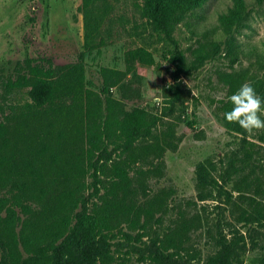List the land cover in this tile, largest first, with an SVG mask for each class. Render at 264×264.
Instances as JSON below:
<instances>
[{
    "label": "rangeland",
    "instance_id": "rangeland-1",
    "mask_svg": "<svg viewBox=\"0 0 264 264\" xmlns=\"http://www.w3.org/2000/svg\"><path fill=\"white\" fill-rule=\"evenodd\" d=\"M232 1L206 0L176 21L167 35L149 30L137 35L132 25L142 20L137 11L140 1L117 0L107 43L86 49L81 0H0V119L13 131L11 138L21 134L23 144L29 146L50 143V135H57L61 125L56 119L50 121V116L30 122L23 114L30 101L29 87L6 85L25 70L27 59L51 62L56 75L80 63L83 84L92 98L103 103L106 93L101 88L108 83L119 106H139L159 116L151 135L140 141L148 161L133 165L130 176L136 202L155 201L156 195L162 198L147 227L121 224L139 249L125 254L126 248L120 246L118 253L127 257V264H150L145 253L182 221L186 249L173 255V264H205L219 247V239L235 243L234 264H264V219H240L248 201L242 195L255 196L264 205V106L258 111L261 122L256 128L244 123L228 128L221 119L222 101L231 88L224 82L229 74L241 85L256 81L255 99L264 92V0H245V14L222 25L218 14L226 12ZM107 26L106 21L103 27ZM200 43H205L208 53L197 59L194 51ZM140 44L152 51L155 65L128 66L125 51ZM177 52L182 54L181 65L175 64L176 58L171 61ZM102 67L118 73L109 71L104 77ZM71 116L65 115V121L73 126L78 118ZM164 135L167 143L161 142ZM79 140L84 143V136ZM152 144L162 147L159 155L150 151ZM246 145L252 148L248 164L242 162ZM107 149L114 155L111 143ZM202 166L216 180L205 199L198 196ZM140 170L146 171L144 176ZM117 240L124 241L123 234ZM78 254L74 247L69 255ZM45 260L50 261L51 254Z\"/></svg>",
    "mask_w": 264,
    "mask_h": 264
},
{
    "label": "trees",
    "instance_id": "trees-1",
    "mask_svg": "<svg viewBox=\"0 0 264 264\" xmlns=\"http://www.w3.org/2000/svg\"><path fill=\"white\" fill-rule=\"evenodd\" d=\"M139 1L137 11L142 20L132 25L137 35L146 30L167 35L176 21L206 2ZM116 3L117 0H81L86 49H99L107 43L115 24ZM245 6V0H233L226 12L218 14V20L222 25L239 20L245 14ZM106 21L108 26L104 28ZM204 46L200 43L195 48L197 59L208 53ZM231 49L234 48L230 46L228 51L233 54ZM124 58L128 66L132 62L148 66L156 63L152 51L141 44L127 48ZM175 58V64L181 65V52L173 54L171 61L175 62ZM25 62V70L6 85L29 87L30 101L23 114L31 118L30 122L50 116V121L56 119L61 125L57 135H50V143L41 141L38 146H29L23 144L21 134L11 138L13 131L0 119V264H127V257L118 253L120 246L126 248L125 254L139 249L130 243L131 236L121 224L147 227L154 216V206L159 207L157 202L162 198L156 195L155 201L136 202L137 191L130 176L133 165L148 161L140 141L151 135L159 116L143 107L119 106L109 94L108 83L101 88L106 93L103 103L101 98H92L83 84L80 63L56 75L49 61ZM100 70L104 77L109 71L118 73L105 67ZM224 82L231 86L229 97L221 105L225 126L236 128L244 123L256 128L261 122L258 111L264 106V92L260 91L255 99L256 81L241 85L240 79L236 81L230 74ZM68 114L72 115L70 119L78 118L73 126L65 121ZM81 117L84 120L80 121ZM82 136L84 143L79 142ZM166 139L164 135L161 142L167 143ZM110 143L114 155L107 153ZM154 144L150 151L159 155L162 147ZM244 155L242 162L248 164L250 146H245ZM208 166L215 168L210 162ZM145 173L140 170L141 176ZM197 185L200 199L212 194L216 180L207 166L200 168ZM242 196L248 201L240 219H264L261 200ZM185 229L182 221L170 233L158 237L144 258L150 264H173V255L186 249ZM119 234H123L124 241L117 240ZM217 243L219 247L205 264H234L235 243L230 239H219ZM74 247L79 249L76 257L69 255ZM50 254L51 260H45Z\"/></svg>",
    "mask_w": 264,
    "mask_h": 264
}]
</instances>
